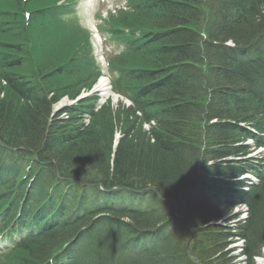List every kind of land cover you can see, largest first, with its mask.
<instances>
[{
	"label": "trees",
	"instance_id": "trees-1",
	"mask_svg": "<svg viewBox=\"0 0 264 264\" xmlns=\"http://www.w3.org/2000/svg\"><path fill=\"white\" fill-rule=\"evenodd\" d=\"M70 2L40 7L32 20L87 36L63 21ZM128 2L137 24L103 27L127 36L110 69L130 105L96 112L92 96L54 112L100 75L90 39L46 70L23 69L27 32L21 44L0 43V232L32 229L0 264H240L236 240L242 264L264 255V151L248 157L264 147V0ZM129 55L145 69L129 70ZM243 174L259 185L243 191L246 180L234 181ZM242 204L246 218L218 224L239 218ZM139 227L154 237L148 249L128 238Z\"/></svg>",
	"mask_w": 264,
	"mask_h": 264
},
{
	"label": "rangeland",
	"instance_id": "rangeland-1",
	"mask_svg": "<svg viewBox=\"0 0 264 264\" xmlns=\"http://www.w3.org/2000/svg\"><path fill=\"white\" fill-rule=\"evenodd\" d=\"M21 0H0V21L6 22L8 24V28L13 30L9 33H3L0 31V43L1 42H8V43H15V44H21L24 42L18 40V35L23 34V32H27L28 40L24 44V52L22 56L26 57V60L24 61V68L23 69H29V66L33 64V68H37L36 66H43V69H57L58 66H61L68 58H70L73 54L77 53L80 49V46L83 44L85 39H90L93 42V48H95L97 52V56L101 55V47L97 42V39L93 36V34H89V36L82 34L81 32H78V35H75L70 30H65L63 27L59 26L58 23L50 22L49 19H41L39 21H33L32 20V14L35 10H37L40 7H44L45 5H51L55 0H32V3L24 10L20 11L18 4ZM94 1V0H93ZM93 1L89 0H79V14L82 15V21L86 26H90L89 28L92 29V22L95 18L94 13V7H91L88 3L94 4ZM57 2V0H56ZM102 5V3H101ZM103 6V5H102ZM101 6V8H102ZM109 9H104L103 14H106L105 20L110 24V21L114 18L115 22L117 23V19L122 18H131L132 24H137V21L134 22V18L130 15L131 13L129 11H122V12H108ZM113 21V20H112ZM93 30V29H92ZM86 36V37H85ZM28 42V43H27ZM27 50L30 51V53L27 54ZM127 58V68L130 70H136V69H145V65H143L142 60L140 57H134L132 55L126 56ZM63 78V77H62ZM55 81V80H52ZM61 83V81L59 82ZM95 87V86H94ZM94 87H92V90L89 92H85L82 95V98H91L92 92L94 91ZM1 90V86H0ZM63 99H67L68 102L62 104L61 107L57 108V104L54 106V110L56 112H60L63 110L64 107H66V104H76L74 101H71V98L64 97ZM61 99V100H63ZM108 99V97L106 98ZM60 100V101H61ZM80 101V100H79ZM124 103V105H129L130 102L124 98H122L119 95H115L112 99L107 101L108 103H111L112 106H116L118 104ZM106 104V102L104 103ZM104 107V106H103ZM86 123L90 122V118L85 120ZM90 124V123H89ZM118 132L116 133V138H118ZM250 140V144H251ZM255 155V154H253ZM243 208V207H242ZM241 207L234 208V212L236 214H239V218H232V220H229L228 218H222L221 221L218 224H223L226 226L235 225L237 221L243 220V216H247V213L242 211ZM241 214H243L241 216ZM236 240L235 242H237ZM241 243V242H239ZM236 244H233L231 246L235 247ZM239 250V251H238ZM234 254L237 256V261L242 264L244 258L241 257L239 254L240 249L234 250ZM260 259L264 260V257H260ZM258 258L256 259L257 264ZM6 264H17V261L15 258L10 257L6 260Z\"/></svg>",
	"mask_w": 264,
	"mask_h": 264
},
{
	"label": "bare ground",
	"instance_id": "bare-ground-1",
	"mask_svg": "<svg viewBox=\"0 0 264 264\" xmlns=\"http://www.w3.org/2000/svg\"><path fill=\"white\" fill-rule=\"evenodd\" d=\"M90 57H92V55H90ZM93 69L99 70V68L97 66H94V65H93ZM103 71H105V70H103ZM103 71L101 72V74L103 73ZM101 78L102 79H100L99 83H97V85L95 86L94 93H96V94L102 93V94L107 96L110 94L109 82L107 81L105 75H102ZM261 97H262V100L264 101V96H261ZM66 102H68L67 99H63V100L59 101V103L57 104V108L61 107L62 104L66 103ZM66 106L69 107L71 105H70V103L69 104L67 103ZM83 123H84V120H83ZM243 124H244V122H243ZM234 181L237 183V182H241L242 179L235 178ZM259 183H260V177L258 175L249 174V181L245 184H241V189L243 191L248 192L250 190V187L258 186ZM152 236L153 235L149 234V230L145 229V227H143V228L139 227V228H136V230L132 231V233L128 236V238H130V239L133 238V239L137 240L139 243H141L143 245L144 248L148 249L147 247L150 246V243L152 244L151 241L154 239V237H152ZM239 242H241V243H239ZM233 244H236V245H235V247L230 248L233 251L231 254H234L235 253L234 250H236V249H240V252H239V254H240L242 251V247L244 245V242L242 240H238L237 242H235ZM236 254H238V253H236ZM236 254H234V255H236ZM260 257H264V255L256 257V259L258 258L257 264H264V260L260 259ZM256 259H255L254 264H256Z\"/></svg>",
	"mask_w": 264,
	"mask_h": 264
},
{
	"label": "water",
	"instance_id": "water-1",
	"mask_svg": "<svg viewBox=\"0 0 264 264\" xmlns=\"http://www.w3.org/2000/svg\"><path fill=\"white\" fill-rule=\"evenodd\" d=\"M116 145H117V142H116Z\"/></svg>",
	"mask_w": 264,
	"mask_h": 264
}]
</instances>
